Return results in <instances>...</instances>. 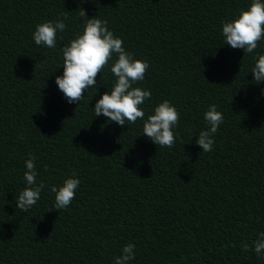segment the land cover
I'll list each match as a JSON object with an SVG mask.
<instances>
[{"label": "trees", "instance_id": "16d2710c", "mask_svg": "<svg viewBox=\"0 0 264 264\" xmlns=\"http://www.w3.org/2000/svg\"><path fill=\"white\" fill-rule=\"evenodd\" d=\"M250 3L0 0V264H114L129 243L128 264H264L242 249L264 232V81L250 72L264 39L244 53L222 36L223 21ZM81 8L149 64L133 87L151 92L140 106L145 119L164 100L179 112L172 148L144 136L142 120L119 126L95 116V102L116 80L115 56L79 104L58 89L61 48L87 19ZM64 16L57 47L36 45L35 26ZM211 104L224 120L203 152L195 140ZM32 157L45 187L22 212L16 200L29 187ZM73 173L75 198L57 211L50 188Z\"/></svg>", "mask_w": 264, "mask_h": 264}, {"label": "clouds", "instance_id": "9594fccd", "mask_svg": "<svg viewBox=\"0 0 264 264\" xmlns=\"http://www.w3.org/2000/svg\"><path fill=\"white\" fill-rule=\"evenodd\" d=\"M80 17L82 20L87 18L83 23L82 32L61 48L63 74L55 77V84L66 101L79 104L89 88H97V75L115 56L110 71L116 80L110 91L104 92L95 102L92 110L95 116L103 115L109 122H115L119 126H124L126 122L135 124L138 119L142 120L144 136L157 146L172 148L176 142L173 129L179 123V112L168 100H164L154 106L153 114L145 119V112L140 106L151 98V92L133 87L137 82L144 80L149 64L133 59L132 54L123 47L122 39L114 36L108 29L107 21L96 16L88 18L82 8ZM66 19V16L63 19L58 17L54 22L45 21L37 24L32 34L35 44L49 49L56 48L57 31H65ZM222 36L224 44L231 48L253 53L258 42L264 39V2L251 0L247 9H241L233 19L223 21ZM250 72L256 83L264 81V55L255 58ZM91 99L92 97L89 101ZM203 119L207 127L199 132L195 143L203 152H210L214 144L213 136L218 132L224 117L217 110V106L211 104ZM34 160L35 157H32L25 161L24 180L29 187H25L16 200V208L22 212L29 211L40 200V193L45 187L42 182L38 185L36 183ZM79 185L80 180L75 178L73 173L61 186H51L50 191L54 194L55 200L54 208L57 211L67 208L72 203ZM134 248V244H126L120 255L114 258V264H128L134 259ZM242 249L245 252L254 250L261 259H264V232L258 234L251 248L248 243H242Z\"/></svg>", "mask_w": 264, "mask_h": 264}]
</instances>
